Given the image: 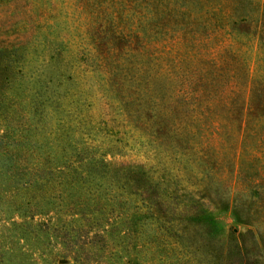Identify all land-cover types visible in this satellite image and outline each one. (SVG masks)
Wrapping results in <instances>:
<instances>
[{
    "label": "trees",
    "instance_id": "obj_1",
    "mask_svg": "<svg viewBox=\"0 0 264 264\" xmlns=\"http://www.w3.org/2000/svg\"><path fill=\"white\" fill-rule=\"evenodd\" d=\"M75 14L84 71L136 130L174 155H230L234 180L246 154L264 165V0H77ZM35 15L32 28L21 24L16 41L0 44V190L22 217L15 225L49 234L55 258L68 263L115 264L116 249H133V259L148 247L174 250L176 192L75 137L79 102L55 65L65 43L40 34L51 28L46 9ZM46 54L34 86H13L28 57L36 70ZM7 89L15 103L5 102ZM230 205L238 222L251 219L250 208Z\"/></svg>",
    "mask_w": 264,
    "mask_h": 264
},
{
    "label": "rangeland",
    "instance_id": "obj_2",
    "mask_svg": "<svg viewBox=\"0 0 264 264\" xmlns=\"http://www.w3.org/2000/svg\"><path fill=\"white\" fill-rule=\"evenodd\" d=\"M75 1L0 0L3 27L0 44L16 41L17 28L25 23L32 28L38 20L35 12L46 9L51 16L47 21L51 28L42 29L40 34L47 36L48 41L65 43L55 65L64 66L59 79L62 86L76 95L71 101L79 102V110L71 108L74 118H78L73 123L75 137L94 146L112 166H144L153 180L166 183L176 192V248L170 251L169 247H148L144 250L145 259H133L136 254L131 248L116 249L114 253L122 259H117L115 264H264V165L261 162L251 165L246 154L239 168L240 176L234 180L235 170L228 164L232 160L230 155L220 151L195 152L189 158L174 155L136 130L123 110L104 95L94 74L84 71L77 37L82 32L81 23L77 14L75 22L71 20ZM66 23H74L73 29ZM28 33L32 34V30ZM246 52L248 64L254 67L256 54ZM33 59L30 56L25 60L27 75L13 86L24 89L34 86L30 80L32 74L39 70L45 73L44 64L49 56L46 54L45 59L41 56L36 70ZM49 70L57 73V69ZM5 92L8 98L5 102L15 103V91ZM14 110L11 117L17 118ZM3 193L0 190V264H75L55 258L60 249L50 243L54 239L49 234L32 233L15 225L23 222L22 217L14 212ZM234 198L245 214L248 208L252 210L251 219L242 218L247 222L236 219L230 205ZM46 219L37 217L36 222Z\"/></svg>",
    "mask_w": 264,
    "mask_h": 264
}]
</instances>
